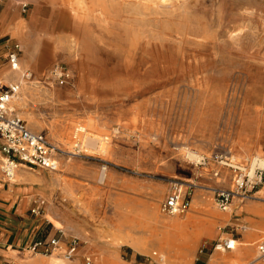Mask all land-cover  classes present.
Masks as SVG:
<instances>
[{"label":"rangeland","instance_id":"obj_1","mask_svg":"<svg viewBox=\"0 0 264 264\" xmlns=\"http://www.w3.org/2000/svg\"><path fill=\"white\" fill-rule=\"evenodd\" d=\"M15 15L38 55L22 64L32 73L22 88L41 96L13 104V112L45 133L59 161L73 169L26 168L47 176L36 184L44 193L29 204L45 200L43 214L27 210L37 218L36 235L58 228L60 245L56 254L21 258L264 264L257 250L264 241V187L256 198L234 197L226 210L213 198L215 188L232 185L231 171L213 155L230 154L239 164L264 157V0H0L4 23ZM9 34L25 57L20 38ZM68 40L74 56L61 50ZM55 48L59 56L40 59ZM55 64L68 70L66 82L51 77ZM76 127L83 128L80 151L73 148ZM88 137L98 145H87ZM187 149L207 164H197ZM174 186L188 188L189 209L166 215L160 203ZM48 207L52 221L44 215ZM176 221V228L163 226ZM231 236L234 249H213ZM71 238L79 251L67 260Z\"/></svg>","mask_w":264,"mask_h":264},{"label":"built area","instance_id":"obj_2","mask_svg":"<svg viewBox=\"0 0 264 264\" xmlns=\"http://www.w3.org/2000/svg\"><path fill=\"white\" fill-rule=\"evenodd\" d=\"M25 6V5H24ZM6 41H8L6 39ZM7 51L4 60L14 70L19 69L20 45L12 42L6 45ZM51 77L58 82H66L69 79L68 70L61 64H55L50 71ZM32 73L23 71L21 81L31 80ZM18 83L9 84L0 92V179L10 181L20 165H27L35 168H42L48 171H55L58 168L57 151H60L43 132L29 129L23 119L10 113L9 101L18 90ZM83 131L82 127L74 130L73 148L80 151L84 144L77 138ZM213 161L222 167H226L232 174V185L230 188H215L213 198L220 210H226L234 197L256 198L259 191L264 187V157H253L248 163L239 164L228 154H215ZM197 164H207V158L200 156ZM218 172H214L217 176ZM189 187V186H188ZM191 195L186 188L174 186L167 193L160 203V211L166 215L183 214L189 209ZM46 202L37 199L30 209L31 214L41 215L44 212ZM59 234V229L56 230ZM57 234L49 238H41L32 242L29 250L33 253L51 254L59 247ZM235 247V238H219L213 245V249L231 250ZM79 242L71 238L63 252V257L71 260L78 251ZM259 257L264 260V241L257 247ZM86 263L90 259L86 258Z\"/></svg>","mask_w":264,"mask_h":264},{"label":"crops","instance_id":"obj_3","mask_svg":"<svg viewBox=\"0 0 264 264\" xmlns=\"http://www.w3.org/2000/svg\"><path fill=\"white\" fill-rule=\"evenodd\" d=\"M20 20L22 19L15 15L12 16V18L9 19L6 23H4L3 18L0 17V92L9 84H15L19 82L18 90L12 96L8 104L10 113L14 115L16 114L13 112L14 109L12 108V102L14 100L13 97H15L18 94V92L22 89V86L26 83L20 80V76L23 70L24 71L27 70L22 67V64L28 65L29 63L33 62L35 59H38V55L35 58H31V59H29L28 57H24V55L23 57H19L18 70L12 69L8 64V62L4 60V56L7 51L6 45L10 44V42H12L13 40L7 34H9L10 29H12L15 25L19 24ZM7 36L9 37V39H7L8 41H6L5 38ZM13 41L17 42L20 45L18 41L16 40ZM28 128L31 129L30 127ZM26 168L29 170H33V168L35 167L20 165L15 173L14 179H12L11 181L0 179V264H30L28 262L29 259L37 258V259H33L32 263L33 262L38 263L40 259H43L41 258L42 256H35L32 258H24V257L21 258L20 256V255L38 254L31 252L29 250V247L31 246L32 242L42 238L36 235L39 229V226L37 225V218L30 217L31 215L32 216H41V215L31 214L30 212L31 206L29 208V204L31 202L33 203L35 197L44 193V188L36 185L41 182H44L43 181L44 179L43 180L41 179L42 175L35 176L32 172H30ZM28 208H29L30 216L27 214ZM44 215L46 216L47 220L50 221H52L51 218L54 217L51 214L49 207ZM49 237H45V238H49ZM236 241L237 239L235 238V243ZM220 250L225 251L223 249Z\"/></svg>","mask_w":264,"mask_h":264},{"label":"bare ground","instance_id":"obj_4","mask_svg":"<svg viewBox=\"0 0 264 264\" xmlns=\"http://www.w3.org/2000/svg\"><path fill=\"white\" fill-rule=\"evenodd\" d=\"M10 33H11V35L12 36H17L18 38H20V42H21V44H22V47H23V50H24V53H25V57H28L29 59H31V58H34V55H35V52H34V50H33V47H32V45L26 40V33L24 32V27L22 26V25H20V24H17V25H15L12 29H10V31H9ZM241 37V36H240ZM72 42H73V40H71ZM59 45H61V44H59ZM74 45V44H73ZM70 42H69V40L67 41V43H66V45L61 49V50H63V51H65V53H67L68 55H70V56H72L73 54H74V51H75V48H74V46H73ZM54 54V55H58L59 53H60V51L59 50H57L56 48L54 49V51L53 52H49V53H47V54H43V56H40L41 58V60H43V61H47L48 59H51L52 58V56L53 55H51V54ZM59 56V55H58ZM74 56V55H73ZM42 67V66H41ZM23 85V84H22ZM26 87V86H25ZM29 95L30 96H28L27 95V93L25 92V88H22V90H20L19 92H18V94L15 96V97H13L14 98V100H13V102H12V105L14 104V106H17V107H22L23 105H24V101L26 100V99H28L29 97H39V96H41L40 94H37L36 92H34V90H30L29 91ZM47 96V95H46ZM39 99H40V97H39ZM32 101V100H31ZM26 115H28V114H26ZM30 115V114H29ZM20 117V116H19ZM35 118V117H34ZM36 119V118H35ZM53 128V127H52ZM117 129V128H116ZM55 131V133H54V135H55V137H57V135H58V137H62L61 136V134L59 135V133H56V130H54L53 129V132ZM53 135V136H54ZM91 136V135H90ZM57 139V138H56ZM61 140V139H60ZM86 140V139H85ZM84 140V141H85ZM86 142H87V145H90V146H92V147H96V139H95V137H88L87 138V140H86ZM104 142V141H103ZM85 144V143H84ZM98 145V144H97ZM102 147V149L104 150L105 148H104V144L101 146ZM107 152V151H106ZM194 151H191V150H186V154H187V156H189L190 158H195V159H197L198 158V155H196L195 154V152L193 153ZM226 152V151H225ZM74 154V153H73ZM227 154V153H226ZM232 157H234V156H232ZM59 160H61V159H58V162L59 163H63L64 165H65V170L66 171H68V172H73V169H72V167H71V163L70 162H68V161H66V162H64V160H62V161H59ZM62 165V164H61ZM63 171V170H62ZM104 174H102V176H103ZM57 176V175H56ZM47 176H45V178H46ZM222 177V176H221ZM44 178V179H45ZM55 178H57V181H59L60 179H59V177H55ZM104 178H105V175H104ZM63 179V178H62ZM43 180V179H42ZM44 181V180H43ZM46 183H47V181H46ZM183 186V185H182ZM184 190V189H183ZM85 217V216H84ZM171 222V221H170ZM180 225V223L178 222V221H176V222H172V223H165L163 226L164 227H174V228H176V227H178ZM69 226V225H68ZM69 229H71V227H68ZM74 231V230H73ZM89 239V238H88ZM84 240V239H83ZM59 245H60V243H59ZM56 253H58V251L56 250V251H54L52 254H56ZM42 258V257H41ZM33 260V259H32ZM219 261V260H218ZM30 263V262H29ZM178 263V262H177ZM30 264H44V260L43 259H40V261L38 262V263H35V262H33V263H30ZM50 264V263H49Z\"/></svg>","mask_w":264,"mask_h":264},{"label":"trees","instance_id":"obj_5","mask_svg":"<svg viewBox=\"0 0 264 264\" xmlns=\"http://www.w3.org/2000/svg\"><path fill=\"white\" fill-rule=\"evenodd\" d=\"M129 251V249H127Z\"/></svg>","mask_w":264,"mask_h":264}]
</instances>
